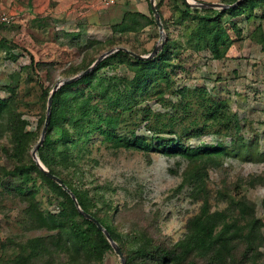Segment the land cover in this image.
<instances>
[{
	"label": "rangeland",
	"instance_id": "obj_1",
	"mask_svg": "<svg viewBox=\"0 0 264 264\" xmlns=\"http://www.w3.org/2000/svg\"><path fill=\"white\" fill-rule=\"evenodd\" d=\"M179 1L153 0L160 33L154 18L152 24L142 27L143 21L136 18L135 27L140 26L137 31L112 34L109 18L120 22L133 13L125 11L118 15L116 5L98 9L90 18L46 15L36 17L37 22H34L24 15L0 27V41H5V46L0 47V99L6 101L10 113L22 121V131L34 133L17 162L11 156L10 138L0 120V168L10 170L17 163L27 164L32 160L30 151L39 139L42 126H38V121L45 115L47 98L41 95L42 91L49 95L57 82L78 75L107 52L113 54L123 48L138 56H147L155 47L169 41L172 54L165 70L172 83L170 90L160 84L162 98L148 93L130 112H124L115 129L116 135L133 132L149 139L141 113L149 109L159 114L160 123L172 124L171 131L184 146L221 145L227 154L201 163L200 167H204L201 180L193 182L186 174L194 165L178 156L115 149L95 134L84 144V150L73 151L74 166L56 168L58 174L84 193L89 211L105 219L116 231L123 255L135 247L139 235L149 240L150 245L171 246L183 240L190 219L205 204L209 212H224L226 222L245 226V229L247 221L261 223L256 232L262 240L254 242L250 251L246 250L243 239L236 240L231 255L222 264H264V160L242 162L233 157L232 150L241 138L243 143L264 152V53L256 43L258 36H264V0L249 14L222 17V27L233 41L230 56L223 61L211 60L207 50H194L192 33L197 21L182 17ZM186 2L193 5L188 9H197L200 14H204L201 9L207 8L199 7L201 4L223 5L219 0ZM53 3L54 0H50L51 7ZM143 12L149 18L147 9ZM125 22L129 24L130 18ZM68 33H76L79 38L72 40ZM96 75L98 78H131L124 65L116 64L115 60ZM181 87L203 89L210 101L225 102L239 121V132L231 128L225 133L222 126H206L199 137L190 136L191 123L198 120L200 112L193 102L189 108L179 104L176 91ZM57 161L59 165L62 163ZM18 181L0 179V264H17L16 259L27 257L26 245L35 238L47 240L44 241L46 249L24 264H120L111 247L96 259L88 249L75 254L66 247L51 246L50 241H57L56 232L36 229L28 210L45 217L47 213L55 215L62 206L69 211L68 204L34 175L22 186L31 190V197L19 195L10 189L13 183L20 184ZM238 204L244 205L241 211ZM204 229L208 231L206 226ZM192 258L195 264H208V260Z\"/></svg>",
	"mask_w": 264,
	"mask_h": 264
},
{
	"label": "trees",
	"instance_id": "obj_2",
	"mask_svg": "<svg viewBox=\"0 0 264 264\" xmlns=\"http://www.w3.org/2000/svg\"><path fill=\"white\" fill-rule=\"evenodd\" d=\"M235 1L237 0H219L221 4L226 6L233 4ZM262 1L244 0L237 6L225 11L209 8L201 9L204 14H200L197 9H188L180 0L182 17H191L197 21L192 33L195 35V37L192 36L195 43L194 50H207L213 61L225 58V54L233 41L222 27V17L225 15L238 17L249 14L256 6L261 5ZM145 3L150 19L144 14L133 12L123 17L120 22L112 24L110 32L120 35L137 31L140 26L135 27L137 23L133 20L136 18L143 21L141 27L152 24L153 17L148 0H145ZM128 17L131 20L129 24L125 22ZM35 18L33 20L37 22ZM230 25L232 26V23ZM0 27H5V25H0ZM68 34H70L68 36L72 40L77 41L79 38L76 33ZM4 43V40L0 41L1 48L5 46ZM256 43L261 46V51L264 53V36H258ZM219 48H221V51ZM171 52L169 41L162 45L153 58L145 61L131 59L126 53L117 51L100 61L91 72L70 84L61 85L52 95L49 123L42 144L36 150L35 155L40 164L51 175L58 178L73 195L80 211L95 219L104 229L110 239L118 246L125 264H195L191 257L208 260V264H222L224 259L231 255L233 243L236 240L243 239L247 244V251L252 249L254 242L262 240L260 233L256 232L258 225L261 226L259 221H247L248 225L245 229V226H237L236 223L226 222L224 212H209L207 206L203 204L199 213L190 219L187 226L188 233L183 240L171 246L150 245L149 240L139 235L135 247L129 253L123 255L121 239L116 231L109 223L104 221L105 219L89 211L88 201L84 197L85 194L77 191L71 184L62 179L56 169L73 167V151L84 150V144L91 136L97 134L115 149L122 148L144 154L156 152L164 156H178L194 165L186 175L194 180L193 182L195 180L200 182L201 168L204 169L203 166L200 167L201 163L227 154V150L223 146L203 145L198 148L184 146L171 131L172 124L160 123L158 121L159 114L157 115L149 109L146 111L141 110L142 120L145 122L146 130L150 134L149 139L142 135H134L133 132L130 135H116L115 133L120 116L124 112H130L148 93H151L155 98H162L163 88L160 84L164 85L165 90H170L172 83L165 68L168 66ZM114 60L116 64L124 65L131 73V78L97 77L98 71L109 66ZM176 94L180 100L179 104L183 103L185 108H189L191 102H193L200 112L198 120L196 119L191 123L190 136L199 137L206 126H222L225 133L231 128L235 132H239V121L234 114L230 113L225 102L210 101L203 89L189 90L181 87L176 91ZM41 95L46 99L48 93L44 90ZM100 105H103V107L100 108ZM0 120L5 124V130L10 138L11 156L18 162L24 151V146L34 136V133H24L22 131V121L18 116L10 113L9 106L2 99H0ZM42 120L43 118L39 119L38 126L42 124ZM198 124H201L202 127H199ZM234 146L235 149H232L233 157L242 162L264 160V152H260L250 144L243 143L241 138ZM58 159L62 162L60 165ZM31 175L41 179L48 188L61 195L69 206V211L62 206L55 215L47 213L45 217L32 209L28 210L29 219L36 229L45 228L56 232L57 241H50L51 246L66 247L75 254L88 249L96 259H99L103 252L110 250L103 234L78 213L69 196L58 185L45 177L33 160H28L27 164L17 163L10 170L0 168V179H18L20 184L15 185L13 183L10 189L28 198L32 195L31 190L22 186L29 182ZM238 207L241 211L244 205L238 204ZM205 226L208 231L204 229ZM244 230H246V233H243ZM44 241L47 240L39 238L29 240L28 245H26L28 247L27 257H19L15 262L24 264L38 257L46 249V244H44L46 242Z\"/></svg>",
	"mask_w": 264,
	"mask_h": 264
},
{
	"label": "crops",
	"instance_id": "obj_3",
	"mask_svg": "<svg viewBox=\"0 0 264 264\" xmlns=\"http://www.w3.org/2000/svg\"><path fill=\"white\" fill-rule=\"evenodd\" d=\"M102 1L103 0H54L55 4L53 3L51 7L49 4L50 0H0V11H5L12 15L13 22L16 20L17 16L23 17L24 15L28 18L46 15L53 18L68 17L70 15L90 18L94 16L96 10L109 9L114 5H116V13H118V15L121 13L123 14L125 11L144 14L143 9H146L145 0H114L113 5L107 8L101 6ZM92 20L96 21V19ZM108 22L115 24L118 21L109 18ZM229 52L230 49L226 52L225 58L230 56ZM223 60L224 59H222V61Z\"/></svg>",
	"mask_w": 264,
	"mask_h": 264
},
{
	"label": "water",
	"instance_id": "obj_4",
	"mask_svg": "<svg viewBox=\"0 0 264 264\" xmlns=\"http://www.w3.org/2000/svg\"><path fill=\"white\" fill-rule=\"evenodd\" d=\"M244 0H237L235 1L232 5L229 6H225V5H219V4H201L199 5V7H207V8H212V9H226V8H230V7H234L237 6L238 4H240L241 2H243ZM182 2L184 3L185 6L189 7V6H193L190 5L186 2V0H182ZM148 5H149V9L150 12L154 18V24L157 27L158 32H161V26L159 24V18L157 15V12L155 10L154 4H153V0H148ZM197 6V5H196ZM162 43L158 46L155 47L151 53L147 56H138L132 52L127 51L126 49L123 48H118L115 51H121L123 53H126L127 55H129L130 57H132L133 59L136 60H149L151 58L154 57V55L161 49ZM112 51L107 52L103 55H101L98 59H96L92 65L90 67H88L86 70H84L83 72L79 73L78 75L68 78V79H64L61 80L59 82H57L51 89L47 100H46V105H45V115H44V119H43V123L40 129V134H39V139L37 141V143L34 145V147L31 149L30 151V157L31 159L34 161L35 165L39 168V170L44 174L45 177H47L49 180H51L52 182H54L56 185H58L62 191H64L72 200L74 207L76 208V210L78 211V213L86 220L90 221L97 230H99L103 236L105 237L106 241L108 242L109 246L113 249V252L115 253V255L117 256L120 264H125L124 262V258L122 256L121 251L119 250V248L114 244V242L110 239V237L108 236V234L104 231V229L97 223V221L95 219H93L92 217H90L89 215L83 213L80 211V209L77 206V203L73 197V195L66 189V187L61 183V181L56 178L55 176L51 175L38 161L37 157H36V150L38 149V147L42 144V141L44 139V135L46 132V128L48 126L49 123V116H50V105H51V99H52V95L54 94V92L61 86V85H66V84H70L72 82H74L75 80L79 79L80 77L86 75L87 73H89V71L98 63V61L102 60L103 58H105L106 56H108L109 54H111Z\"/></svg>",
	"mask_w": 264,
	"mask_h": 264
},
{
	"label": "built area",
	"instance_id": "obj_5",
	"mask_svg": "<svg viewBox=\"0 0 264 264\" xmlns=\"http://www.w3.org/2000/svg\"><path fill=\"white\" fill-rule=\"evenodd\" d=\"M114 3V0H103L101 3V6L103 8H107L112 6ZM12 23V15L5 11H0V25H9Z\"/></svg>",
	"mask_w": 264,
	"mask_h": 264
}]
</instances>
